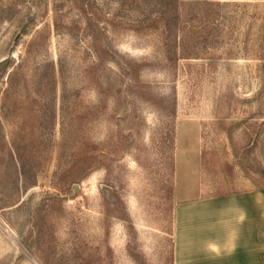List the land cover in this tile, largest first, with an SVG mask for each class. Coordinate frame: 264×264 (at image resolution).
<instances>
[{"label":"rangeland","instance_id":"rangeland-1","mask_svg":"<svg viewBox=\"0 0 264 264\" xmlns=\"http://www.w3.org/2000/svg\"><path fill=\"white\" fill-rule=\"evenodd\" d=\"M195 176L264 210V0H0V264H173Z\"/></svg>","mask_w":264,"mask_h":264},{"label":"crops","instance_id":"crops-1","mask_svg":"<svg viewBox=\"0 0 264 264\" xmlns=\"http://www.w3.org/2000/svg\"><path fill=\"white\" fill-rule=\"evenodd\" d=\"M201 184L176 188L173 264H264V210L257 202L243 219L239 200L199 197ZM233 221L227 228L226 211Z\"/></svg>","mask_w":264,"mask_h":264}]
</instances>
